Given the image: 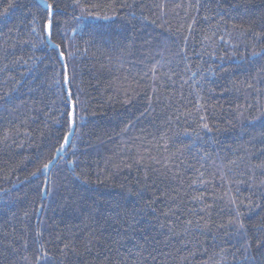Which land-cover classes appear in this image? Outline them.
Instances as JSON below:
<instances>
[{"label": "trees", "instance_id": "trees-1", "mask_svg": "<svg viewBox=\"0 0 264 264\" xmlns=\"http://www.w3.org/2000/svg\"><path fill=\"white\" fill-rule=\"evenodd\" d=\"M55 2L62 58L0 0V264H264V0Z\"/></svg>", "mask_w": 264, "mask_h": 264}, {"label": "snow or ice", "instance_id": "snow-or-ice-1", "mask_svg": "<svg viewBox=\"0 0 264 264\" xmlns=\"http://www.w3.org/2000/svg\"><path fill=\"white\" fill-rule=\"evenodd\" d=\"M42 6V7H41ZM36 7L39 9L38 13L33 16L32 21V33L36 36L37 40L41 45H45L46 47L42 50L47 51V48L50 47L53 50H56L58 52V58H62L64 56V52L61 50L64 46V32L62 28L61 22L57 19V16L60 14V9L58 4L55 2V0H38V3ZM73 10L77 7H79L77 0H73V3L71 5ZM88 15H93L92 13H88ZM78 20L84 19V9H80V15L75 17ZM99 18V17H97ZM103 19L107 20L109 17L105 16ZM54 37L59 38V43H54ZM35 47V45H33ZM253 58H257L260 56H264V48H262L260 51H254L252 54ZM57 83H61V86L63 84L69 83V77L67 73L66 66L64 68V79L63 82L57 81ZM65 118L67 121V127L68 132L64 134L63 137V143L59 144V147L56 149V152L53 153V158H56L59 154H62L66 152L69 144L71 143V136L75 131V124H76V103H71V110H69V104L68 102L72 100V93L69 91L65 96ZM253 119H256L255 117ZM203 128L208 129V124H203ZM210 130V129H209ZM52 161L50 160L48 163L43 164L42 168L43 170L47 171ZM69 164L72 163V161H68ZM40 169H37L36 171L32 172L30 175L35 177L37 175V172H39ZM202 175V173H201ZM203 183V181H201ZM45 191V190H42ZM251 204V201H249ZM232 204L235 206L236 202L233 200ZM210 207V206H209ZM261 207L260 204H256L255 208L259 209ZM249 211L252 209L249 208ZM243 215V213L240 211V209L237 207L235 208V218L233 220H230L229 226L235 227L237 232H242L245 230V225L243 223V220L240 219V217ZM188 224L191 225L192 221H188ZM257 244H264V240H258ZM251 248L250 243L246 240V247L244 249L245 252H248ZM239 251V249H238ZM39 259V257H38Z\"/></svg>", "mask_w": 264, "mask_h": 264}]
</instances>
